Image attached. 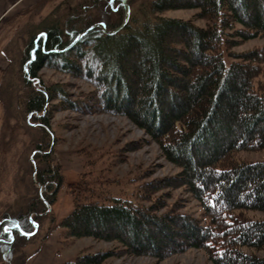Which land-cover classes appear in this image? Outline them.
<instances>
[{
    "label": "trees",
    "instance_id": "1",
    "mask_svg": "<svg viewBox=\"0 0 264 264\" xmlns=\"http://www.w3.org/2000/svg\"><path fill=\"white\" fill-rule=\"evenodd\" d=\"M122 2L106 0L117 16L114 24L106 17H69L64 29L53 23L30 42L25 80L31 86L34 79L37 87L32 86L25 112L43 134L34 160L39 165L35 181L44 192L36 191L24 215L0 221V252L12 255L63 185L45 139L51 138L48 105L56 100V108L125 117L144 131L180 170L158 186L185 187L204 216L203 223L173 208L157 215L156 205L145 207L82 188L73 196L72 212L60 223L64 239L117 242L128 254L157 259L198 248L212 264H264V257L242 251L264 247V221L243 214L264 211V160L236 159L239 152L264 150V88L254 82L264 52L238 55L240 61L228 67L223 62L224 52L232 56L229 50L240 42L264 37V0H154L148 8L151 15L196 10L195 16L207 25L160 18L133 28L128 20L109 35L97 24L107 32L121 27L126 18ZM43 67L87 82L91 97L72 100L62 87L42 89L37 73ZM148 187L149 194L158 189ZM4 226L11 231L5 233ZM112 256L110 251L80 253L66 264H104Z\"/></svg>",
    "mask_w": 264,
    "mask_h": 264
},
{
    "label": "rangeland",
    "instance_id": "2",
    "mask_svg": "<svg viewBox=\"0 0 264 264\" xmlns=\"http://www.w3.org/2000/svg\"><path fill=\"white\" fill-rule=\"evenodd\" d=\"M152 1L122 2L124 13L129 12L130 26L136 28L147 19L160 18L191 20L198 27L207 25L206 20L195 16L196 10H172L151 15L148 8ZM18 10L0 24V221L8 215H24L36 191L39 195L44 192L36 181L33 182V172L39 166L34 160V147L43 134L31 115L25 112L26 99L33 87H37L34 79H31V86L25 80L28 65L25 59L32 38L41 37L43 29L53 23L64 29L69 17L73 20L93 18L88 21L106 17L110 24L117 19L108 9L106 0H44L28 10ZM254 51L264 52V37L240 42L229 50L232 56L224 52L223 62L228 67L240 61L236 58L238 55ZM259 65L260 73L254 82L255 86L264 88V60ZM37 79L42 89L62 87L72 100L86 101L93 91L82 79L53 68H41ZM53 105H57L56 100L48 105L51 138H44L51 143L49 151H53L64 182L56 201L44 205L46 211L39 215V222L34 224L30 234H25L30 236L18 242L11 256L0 252V264H66L73 262L80 253L99 251L113 253L104 264H212L206 252L198 248L157 259L128 254L117 242L64 239L60 223L72 212L73 196L81 193L82 188L128 199L145 207L156 205L157 215L173 208L203 223L204 216L198 201L185 187L158 186L160 181L176 177L180 170L168 162L159 146L128 119L88 109L65 110ZM236 159L263 161L264 150L239 152ZM150 185L157 186V191L147 193ZM243 214L250 220L264 221V211L247 210ZM29 219L32 220V214ZM242 251L264 257V247L261 250L245 247Z\"/></svg>",
    "mask_w": 264,
    "mask_h": 264
},
{
    "label": "crops",
    "instance_id": "3",
    "mask_svg": "<svg viewBox=\"0 0 264 264\" xmlns=\"http://www.w3.org/2000/svg\"><path fill=\"white\" fill-rule=\"evenodd\" d=\"M41 1L44 0H28V2L27 0H0V24L5 20V18L9 14H13L18 8L22 12L24 10L30 9L31 7H34L37 3H40Z\"/></svg>",
    "mask_w": 264,
    "mask_h": 264
},
{
    "label": "water",
    "instance_id": "4",
    "mask_svg": "<svg viewBox=\"0 0 264 264\" xmlns=\"http://www.w3.org/2000/svg\"><path fill=\"white\" fill-rule=\"evenodd\" d=\"M123 1H124V3H125V0H123ZM128 18H129V12L127 11V12H126V18H125V21H124L123 25H122L121 27L115 29V30L112 31V32H107V31L105 30L104 26L101 25V24H97V26H102L103 30H104L106 33H108L109 35H113V34H116V33H117L122 27H124V26L127 24V22H128ZM83 34H84V33H83ZM83 34H80V35L78 36V38L76 39V41H77L79 38H81V36H82ZM35 173H36V170H34V172H33V182H34V183H35ZM40 188H41V187H40ZM41 189H42V188H41ZM27 236H30V235H27Z\"/></svg>",
    "mask_w": 264,
    "mask_h": 264
},
{
    "label": "snow or ice",
    "instance_id": "5",
    "mask_svg": "<svg viewBox=\"0 0 264 264\" xmlns=\"http://www.w3.org/2000/svg\"><path fill=\"white\" fill-rule=\"evenodd\" d=\"M111 2H112V0H109V3H111ZM0 224H2V222H0ZM14 227L17 228V229H20L21 226L18 225V224H15ZM3 230H4L5 233H8V232L11 231V229H9L7 226H4ZM24 234H30V233H24Z\"/></svg>",
    "mask_w": 264,
    "mask_h": 264
}]
</instances>
